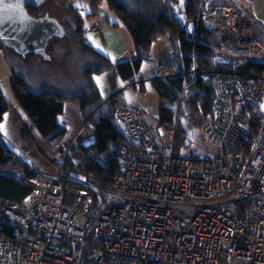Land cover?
<instances>
[{
	"label": "built area",
	"instance_id": "1",
	"mask_svg": "<svg viewBox=\"0 0 264 264\" xmlns=\"http://www.w3.org/2000/svg\"><path fill=\"white\" fill-rule=\"evenodd\" d=\"M180 12L183 37L169 33L170 42L186 41L192 51L204 28L202 41L220 53L264 57L237 0H199L195 20ZM137 55L152 67L116 92L171 75L192 82L204 73L196 66L177 71L149 51ZM213 90L211 110L176 114L165 128L140 107L119 104L114 119L127 142L87 151L102 166L114 158L109 183L79 168L70 141L50 172L15 168L30 191L20 200L0 197V264H264V119L250 134L242 112V103L263 101L264 86L225 75ZM183 118L195 141L178 150Z\"/></svg>",
	"mask_w": 264,
	"mask_h": 264
},
{
	"label": "trees",
	"instance_id": "2",
	"mask_svg": "<svg viewBox=\"0 0 264 264\" xmlns=\"http://www.w3.org/2000/svg\"><path fill=\"white\" fill-rule=\"evenodd\" d=\"M105 1L108 9L130 32L133 46L139 50L138 53L147 52L148 50L144 49L148 48L153 40L161 35L167 37L169 33L175 36L178 34L182 39L184 33L181 28L180 10L185 11L195 20L199 7V0H175L173 4L165 0ZM60 2L68 8L67 11L72 13L75 20V29L71 32L65 29V35L74 46L82 50L87 60V66L83 69L82 74L83 85H79L76 90L69 93L51 88L33 90L22 76L14 74L10 82L11 91L16 102L31 119L38 133L48 143L51 141L57 143L65 134L66 128L57 120L63 111L64 101L78 102L85 122L94 129L93 141L88 145L71 146L69 155L73 156L72 159L79 168L90 171L102 181L109 183L111 176L117 170L114 158L110 157L107 165L102 166L100 162H96L88 156L87 151L92 149L99 154L106 152L114 142H127L122 129L114 119L116 107L125 101L123 100V90L116 92L114 89L108 97L103 98L93 75L112 67L113 72L108 76L112 86L115 85V78L121 79L122 84L125 85L131 82L134 73L140 70L142 58L140 55H136L132 59L112 63L110 58L95 51L86 40L82 15L66 0H60ZM99 2L101 3V0H91V5L97 7ZM29 12L31 13V11ZM202 31L204 28L201 29ZM201 32L192 51L190 44L186 41H182V45L178 44L176 40L171 42L174 47L171 51L170 62L177 71L186 72L196 66L199 71L204 72L203 74L198 75L192 82H190L191 77L189 76L175 75L151 80L160 99L156 116V124L160 128H165L173 123L174 111L180 108V101L190 88L194 91L193 110H211L214 96L213 83L219 76H234L243 81L255 82L264 86V57L253 60L234 53H220L202 41ZM210 45L212 44L210 43ZM213 45L217 47L215 42ZM0 47L3 49L1 44ZM161 56L164 58L165 55ZM184 82H190L185 91H183ZM8 106L0 89V122ZM242 112L248 114L249 131L250 134H254L264 119V110L260 103L244 102L242 103ZM180 132L176 139V145L179 148L183 145L186 147L188 144L186 140H183L184 135ZM248 143L249 139L245 141V145ZM29 164L30 161L27 158L19 156L9 148L0 133V197L20 200L30 191L26 184L15 178L13 170H9V168L18 167L29 168Z\"/></svg>",
	"mask_w": 264,
	"mask_h": 264
},
{
	"label": "rangeland",
	"instance_id": "3",
	"mask_svg": "<svg viewBox=\"0 0 264 264\" xmlns=\"http://www.w3.org/2000/svg\"><path fill=\"white\" fill-rule=\"evenodd\" d=\"M237 1L241 3V5L243 6L246 12V15L253 21L254 28L264 44V0H237ZM66 2L69 3L72 7H74L76 11L82 15V19L84 20L83 21L84 27L86 26V28L84 29V33L91 32L89 31V29L91 28V26H93L90 24L94 20V18L92 17L91 14L88 13L91 12L92 10L97 11V8L99 7L103 8L104 11L108 9L105 0H101V3L99 2L100 4L98 3L97 7H93L91 5V0H66ZM67 9L68 8L65 5L61 4L60 0H46V3L42 4L39 10L36 9L35 11L32 10L31 14L37 16L47 11L49 14L51 15L53 14L57 16L56 18L58 20H62L60 22L63 24L66 31L71 32L72 30L75 29L74 26L75 20L71 15L72 13L67 11ZM121 26L127 31V33H125V37H126L125 39L127 40L129 38V40L132 41L130 32L123 24ZM48 46L49 47H47L45 50L46 54L49 56L48 58H46L45 56H40L38 57L39 63H36L34 65L28 61V63H25V68L27 70H30L33 75H37V79H42L44 77L47 78L50 82L55 81L57 84H61L63 86L62 89H65V91L68 92L76 90L78 85L76 84L77 82H75V80L77 79L76 77L79 73H81L80 71L81 68L84 69L87 66V60L82 50L74 46L66 35L60 37L55 43L50 42ZM173 47L174 44H172L165 35H161L157 37L155 40H153L151 45L148 48H145L144 50H148L149 52L154 54L153 58L155 59H158L162 53L166 54L164 56L166 59H171L172 58L171 51ZM3 49L6 50L5 47H3ZM131 49L132 51H134V47H131ZM3 54H4L3 50L0 51V55ZM127 54H129V52ZM12 65L15 69H17L14 63ZM151 67L152 65L150 63L143 62L141 65V71L143 70L144 72L146 70H149ZM112 72H113V68L110 67L106 70H102L93 75L94 81L98 86L100 94L103 96V98L108 97V95H110L112 91H114V89L116 90L117 87L122 88L124 85L122 84L123 82L121 79L119 80L115 78L114 80L115 85L114 87L112 86V84L110 83V79L108 77ZM4 77H5V73L1 74V78L3 79ZM95 77L101 78L100 84H97ZM5 84H8V87L5 88V92L8 93L7 94L8 97L14 98L12 91L10 92L9 89L11 88L10 83L8 81L3 82L2 80V85ZM193 92L194 91L192 90V88L188 90L187 94L180 101L181 103L180 108L174 111V116L179 113L178 114V118H179L180 115L183 116L185 114L190 113L191 110H193V106H192ZM123 100L126 103L140 107L141 110L144 112L147 120L154 125L156 124V116L158 113V104L160 103V99L151 81L143 83L140 87H124ZM192 127L193 124H191L189 121H185L184 118L180 119L179 122V129L181 131L180 133L184 135L183 140H186L187 144L190 143V146H191V140L192 142L195 141L189 138V135L192 136L194 135V133H191ZM86 130L87 127H83V129L78 133V135L82 134V132ZM67 134H68V130L66 129L65 134L61 137L62 139H60V142H63L65 140ZM68 140L70 141V147L78 145L72 141L73 140L72 136ZM49 144L51 146L55 144L54 148L55 147L59 148V144L54 141H51V143ZM193 147L195 150H198L196 146ZM177 149L179 150L180 148L177 147ZM62 153L63 152L61 151L60 158H62ZM69 154H70V148H69ZM72 157L73 156L70 155V158ZM9 170H13L14 172L15 168H11V169L9 168Z\"/></svg>",
	"mask_w": 264,
	"mask_h": 264
},
{
	"label": "crops",
	"instance_id": "4",
	"mask_svg": "<svg viewBox=\"0 0 264 264\" xmlns=\"http://www.w3.org/2000/svg\"><path fill=\"white\" fill-rule=\"evenodd\" d=\"M88 14H91L94 18L90 25H99L100 27L97 32H85L86 40L95 51L106 55L110 58L112 63L129 60L137 55L139 50L134 48V51H132L131 47H134L132 41H130L129 38L127 40L125 39V33H127V31L121 26V21L111 10L107 9L104 11L103 8L99 7L97 11L92 10ZM89 37H91V39H89ZM58 39L59 38H56L55 41L51 43H55ZM97 45H99V47H97ZM2 50L4 54L0 55V89L9 106L0 122V125H3V128H0V133L9 148L14 150L19 156H23L30 161V169L50 172L55 165L60 163V152L63 151V146H65L71 136L73 139L72 141L76 144L88 145L93 141L94 129L85 122V117H83L79 103L73 100H65L63 103V111L57 117V120L68 130V134L63 142H60V140L57 142L59 148H54L55 144L51 146L38 133L31 119L16 102L15 98L8 97V93L5 92V88L8 87V84L2 85V80L3 82L8 81L10 83V79L13 75L18 74L24 78L30 88L35 90L51 88L63 93L69 92L62 89L63 86L57 84L55 81L50 82L44 77L42 79H37V75H33L30 70L25 68V63H28V61L33 65L39 63L38 57H40V55L34 53L20 55L9 49ZM128 52L129 54H127ZM162 54L166 55L165 53ZM152 55L154 57V54ZM161 55L160 57L162 59H166ZM13 63L17 69L13 67ZM80 71L81 73L77 75V79L75 80V82H77L76 84H78L77 88L79 85H82L84 81V79H82L83 68H81ZM139 71L143 72V70L141 71V67ZM3 73H5V77L2 79L1 74ZM9 89L11 92V88ZM261 105V108L264 110V99ZM83 127H87V130L78 135Z\"/></svg>",
	"mask_w": 264,
	"mask_h": 264
},
{
	"label": "water",
	"instance_id": "5",
	"mask_svg": "<svg viewBox=\"0 0 264 264\" xmlns=\"http://www.w3.org/2000/svg\"><path fill=\"white\" fill-rule=\"evenodd\" d=\"M46 0H3L0 3V44L17 54L49 56V41L65 36L64 27L50 16L34 17L28 6L39 7Z\"/></svg>",
	"mask_w": 264,
	"mask_h": 264
},
{
	"label": "flooded vegetation",
	"instance_id": "6",
	"mask_svg": "<svg viewBox=\"0 0 264 264\" xmlns=\"http://www.w3.org/2000/svg\"><path fill=\"white\" fill-rule=\"evenodd\" d=\"M46 3V1L43 3V4H45ZM40 7L41 6H39V7H31V6H28V11H32V10H34L35 11V9L36 10H39L40 9ZM33 11V12H34ZM30 13V12H29ZM31 14V13H30ZM32 15V14H31ZM45 15H47V16H50V17H54L55 15H51V14H49L47 11L46 12H44V13H42L41 15H37V16H34V17H43V16H45ZM57 16H55L54 18L63 26V24L60 22V21H62V20H58L57 18H56ZM64 27V26H63ZM65 29V28H64ZM53 41H55V40H51V41H49V43L50 42H53ZM4 47V46H3ZM6 48V47H5ZM7 49H9V48H7ZM9 50H12V51H14L13 49H9ZM15 52V51H14Z\"/></svg>",
	"mask_w": 264,
	"mask_h": 264
},
{
	"label": "snow or ice",
	"instance_id": "7",
	"mask_svg": "<svg viewBox=\"0 0 264 264\" xmlns=\"http://www.w3.org/2000/svg\"><path fill=\"white\" fill-rule=\"evenodd\" d=\"M0 3H3V0H0ZM91 39V37H89ZM99 47V45H97ZM97 84H100L101 78L100 77H95ZM0 128H3V125H0Z\"/></svg>",
	"mask_w": 264,
	"mask_h": 264
}]
</instances>
